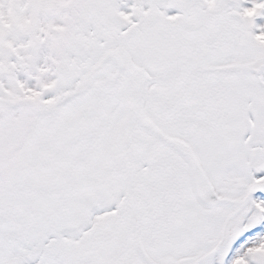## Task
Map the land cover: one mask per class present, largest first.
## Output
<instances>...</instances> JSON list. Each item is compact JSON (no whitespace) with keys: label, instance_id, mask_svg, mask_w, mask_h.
Returning a JSON list of instances; mask_svg holds the SVG:
<instances>
[{"label":"rangeland","instance_id":"rangeland-1","mask_svg":"<svg viewBox=\"0 0 264 264\" xmlns=\"http://www.w3.org/2000/svg\"><path fill=\"white\" fill-rule=\"evenodd\" d=\"M5 1V0H0ZM35 2L39 0H33ZM49 4H46L44 6H38L39 10L45 11V10H52V6L50 4L51 1L55 0H45ZM65 0H59L58 6L63 8V2ZM227 0H215L212 2L211 7L209 11L211 14L219 11V6L222 5V7L226 6ZM38 4H36L37 6ZM255 6V7H254ZM254 7V8H253ZM69 10V9H68ZM242 10V9H241ZM74 9H72V12ZM235 15L238 16V18H225L224 24H225V30L226 32L231 31L232 33L240 34L241 36L245 37V45L248 49H250L253 53V55L248 56L249 58L246 61L237 62V65H242V69H245L247 71L248 69H256L259 70L261 67H264V0H255V5H252V7H247L246 9L239 11L237 9L234 10ZM251 12V15L249 14ZM241 13V14H238ZM244 13V14H242ZM249 14V15H248ZM226 15V14H225ZM249 18H254V23L257 25V32H255V40L251 39L250 37V28L251 23ZM70 23V22H69ZM51 25H59L63 26V22L61 20L54 21L51 23ZM196 25V24H195ZM73 31H75V27L73 25ZM64 31L59 30L58 34L54 37H49V41L54 40L57 41L63 36ZM249 36V38L247 37ZM53 46H50L46 48V54H44V51L41 52L40 50L32 57L29 58V61L31 60L32 65L26 66V70H22L25 72L28 80L31 79H39L42 83L41 79L43 80L45 77H42L39 74L38 69L39 68H45L46 67V61H47V55H49L52 50ZM59 49V46L57 47ZM33 55V53H32ZM249 54H244V56ZM255 62V64H253ZM226 64L227 63L226 60ZM217 72H219L220 78L219 80H222L226 83V87L224 89L216 90L214 93L217 96V92H222V94L227 98L228 103L224 102L223 107L227 108L229 107L231 110L234 106L231 103L230 98L237 97V98H244V87L250 89L251 87L257 86L256 93L259 96V105L264 106V89L258 87V81H251V77L246 75L245 77H235L232 75L236 69L232 67H227L223 61H217L216 64ZM48 67H51L48 63ZM231 75V76H230ZM47 76V75H46ZM264 81V76L261 79ZM202 82H205V80H202ZM12 84L10 83V87ZM211 93L209 88L206 86L204 90H202V96L204 98L209 99V104L212 103L211 99ZM218 101V100H217ZM261 115L264 118V108H261ZM261 115L258 116V123L259 120H261ZM260 118V119H259ZM264 122V121H263ZM263 138H257V143H260V140ZM78 165L82 167V162L79 161ZM20 201H14V206L19 209V211L4 214L3 209L4 207L0 206V264H57L54 263V254H57L58 252H61L62 254L68 252V248H70L71 241L65 240L64 242H60L59 239V232L60 230H67V229H73L72 226H62L61 228L53 229L51 232L57 233L56 240L51 241V244H46V229L43 225H39L42 217H34L32 218L33 223L26 224L21 215L22 208L24 207L23 204L19 203ZM42 222V221H41ZM94 230V229H93ZM60 250V251H59ZM82 254V253H81ZM80 258V257H79ZM78 262V260L76 261ZM104 262L103 258H99V264H102Z\"/></svg>","mask_w":264,"mask_h":264},{"label":"flooded vegetation","instance_id":"flooded-vegetation-1","mask_svg":"<svg viewBox=\"0 0 264 264\" xmlns=\"http://www.w3.org/2000/svg\"><path fill=\"white\" fill-rule=\"evenodd\" d=\"M192 115H193V113H192ZM208 223H211V219L208 220ZM212 248H214V246ZM204 254H205V252L198 251L197 249L189 250L188 256L190 257V259H187L186 261H182V262L178 261L177 259H174L172 254L170 256H166L163 258H158L154 255L155 257L152 258L153 261L151 260V263L148 262L147 260H144V261H142V264H194L196 262L195 260L201 258ZM124 264H126V263H124ZM131 264H133V263H131Z\"/></svg>","mask_w":264,"mask_h":264}]
</instances>
